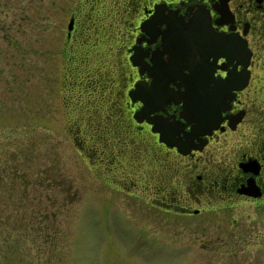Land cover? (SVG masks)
<instances>
[{
    "label": "rangeland",
    "instance_id": "1",
    "mask_svg": "<svg viewBox=\"0 0 264 264\" xmlns=\"http://www.w3.org/2000/svg\"><path fill=\"white\" fill-rule=\"evenodd\" d=\"M146 1L0 0V264H264V204L164 211L150 197L177 194L171 152L134 134L131 158L96 164L84 138L112 101L130 122L116 66ZM25 224L46 230L9 235Z\"/></svg>",
    "mask_w": 264,
    "mask_h": 264
},
{
    "label": "flooded vegetation",
    "instance_id": "2",
    "mask_svg": "<svg viewBox=\"0 0 264 264\" xmlns=\"http://www.w3.org/2000/svg\"><path fill=\"white\" fill-rule=\"evenodd\" d=\"M137 5L131 9L139 18L123 43L126 67L116 66L117 75L127 71L128 86L119 82L123 89L116 95L122 94L117 102L126 106L130 122L112 101L118 115L112 124L98 125L95 136L85 132L84 138L93 137L89 144L99 145L96 164L111 156L115 165L120 156L131 158L127 139L136 134L171 152L180 170L175 186H168L175 196L166 191L163 199L150 197L164 211L264 204V0ZM106 128L113 133L106 135ZM121 140H127L123 147ZM183 182L190 184L179 189Z\"/></svg>",
    "mask_w": 264,
    "mask_h": 264
},
{
    "label": "trees",
    "instance_id": "3",
    "mask_svg": "<svg viewBox=\"0 0 264 264\" xmlns=\"http://www.w3.org/2000/svg\"><path fill=\"white\" fill-rule=\"evenodd\" d=\"M42 214V217H43V219H45V218H47V217H45V215L43 216V213H39L38 215L40 216ZM3 223L1 222V225H2ZM44 227H46V224H43V226L42 225H40L39 226V229L37 228V227H31V226H27L26 224L25 225H23L22 226V228H18V230L19 231H11L12 232V234H9V235H11V236H13L14 235V233L15 232H20V233H22L23 234V232L24 231H30V230H33L34 231V233H35V230H40V229H44ZM13 228V227H12ZM11 230H13V229H11ZM44 230H46V229H44Z\"/></svg>",
    "mask_w": 264,
    "mask_h": 264
},
{
    "label": "water",
    "instance_id": "4",
    "mask_svg": "<svg viewBox=\"0 0 264 264\" xmlns=\"http://www.w3.org/2000/svg\"><path fill=\"white\" fill-rule=\"evenodd\" d=\"M71 23H72V19L70 18L68 23H67V29H69L71 27ZM156 122H158V119ZM159 132L162 133V130H159Z\"/></svg>",
    "mask_w": 264,
    "mask_h": 264
}]
</instances>
